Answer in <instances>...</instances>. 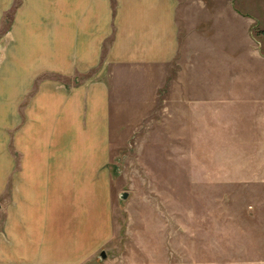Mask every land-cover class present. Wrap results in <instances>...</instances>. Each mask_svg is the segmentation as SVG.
I'll list each match as a JSON object with an SVG mask.
<instances>
[{
    "label": "crops",
    "instance_id": "0c3cea01",
    "mask_svg": "<svg viewBox=\"0 0 264 264\" xmlns=\"http://www.w3.org/2000/svg\"><path fill=\"white\" fill-rule=\"evenodd\" d=\"M179 6L0 0V264L84 263L111 238L121 80H144L147 99L178 86L188 118L204 80L230 88L237 65L239 80L264 77L252 70L261 55L250 19L232 12L227 31L213 24L183 41ZM241 17L247 28L236 30Z\"/></svg>",
    "mask_w": 264,
    "mask_h": 264
},
{
    "label": "rangeland",
    "instance_id": "374dc122",
    "mask_svg": "<svg viewBox=\"0 0 264 264\" xmlns=\"http://www.w3.org/2000/svg\"><path fill=\"white\" fill-rule=\"evenodd\" d=\"M232 12L250 19L261 55L252 70L263 74L264 0H180L181 38L207 35L213 24L227 31ZM244 17L236 30L247 28ZM240 71L230 88L204 80L188 118L178 86L147 99L144 80L120 81L112 235L79 264H264V77L239 80Z\"/></svg>",
    "mask_w": 264,
    "mask_h": 264
},
{
    "label": "water",
    "instance_id": "95a60500",
    "mask_svg": "<svg viewBox=\"0 0 264 264\" xmlns=\"http://www.w3.org/2000/svg\"><path fill=\"white\" fill-rule=\"evenodd\" d=\"M126 195H127V194H125V197H126ZM101 257H102V258L105 257V252H104V251L101 253Z\"/></svg>",
    "mask_w": 264,
    "mask_h": 264
}]
</instances>
